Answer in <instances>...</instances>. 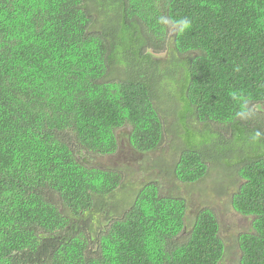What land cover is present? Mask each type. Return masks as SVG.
I'll list each match as a JSON object with an SVG mask.
<instances>
[{
    "label": "trees",
    "instance_id": "obj_1",
    "mask_svg": "<svg viewBox=\"0 0 264 264\" xmlns=\"http://www.w3.org/2000/svg\"><path fill=\"white\" fill-rule=\"evenodd\" d=\"M171 135L166 191L93 162ZM213 172L251 217L234 247L181 192ZM230 248L264 264V0H0V264H223Z\"/></svg>",
    "mask_w": 264,
    "mask_h": 264
},
{
    "label": "rangeland",
    "instance_id": "obj_2",
    "mask_svg": "<svg viewBox=\"0 0 264 264\" xmlns=\"http://www.w3.org/2000/svg\"><path fill=\"white\" fill-rule=\"evenodd\" d=\"M122 139L126 140L124 135ZM175 141L171 135L167 143L160 147L157 152L145 155L133 154L123 144V153L113 156H98L93 162L104 166H120L126 172L128 179L133 182H139L143 179L156 180L162 185V190L166 191L170 189V182L173 179L166 172L167 166L162 165L165 170H161L157 164L160 161L169 165V167L174 164L180 151L177 149L178 145ZM152 164H155L158 168L151 166ZM224 175L213 172L211 177H205L193 187L183 186L181 192L189 200L192 213L204 206L216 208L221 225V235L227 246L234 247L236 237L241 232L250 229L251 217L238 214L233 209L228 197L217 193L221 182L229 183L230 181ZM237 258L238 249L230 248L223 264H237Z\"/></svg>",
    "mask_w": 264,
    "mask_h": 264
},
{
    "label": "clouds",
    "instance_id": "obj_3",
    "mask_svg": "<svg viewBox=\"0 0 264 264\" xmlns=\"http://www.w3.org/2000/svg\"><path fill=\"white\" fill-rule=\"evenodd\" d=\"M182 23L184 24V26H185V27H186V26H187V24H188V22H187V21H183Z\"/></svg>",
    "mask_w": 264,
    "mask_h": 264
}]
</instances>
